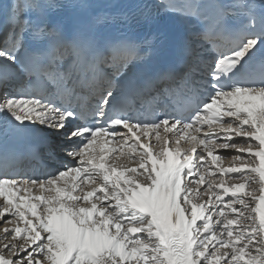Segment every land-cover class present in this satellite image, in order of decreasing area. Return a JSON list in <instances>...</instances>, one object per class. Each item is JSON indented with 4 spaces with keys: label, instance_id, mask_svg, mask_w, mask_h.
Here are the masks:
<instances>
[{
    "label": "snow or ice",
    "instance_id": "6c2138e0",
    "mask_svg": "<svg viewBox=\"0 0 264 264\" xmlns=\"http://www.w3.org/2000/svg\"><path fill=\"white\" fill-rule=\"evenodd\" d=\"M0 198V264H264V0H0Z\"/></svg>",
    "mask_w": 264,
    "mask_h": 264
},
{
    "label": "bare ground",
    "instance_id": "6f19581e",
    "mask_svg": "<svg viewBox=\"0 0 264 264\" xmlns=\"http://www.w3.org/2000/svg\"><path fill=\"white\" fill-rule=\"evenodd\" d=\"M157 1H158V0H157ZM149 139H151V138H149ZM145 142H147V141H145ZM152 142L155 143L154 140H153ZM215 154H218V153H215ZM219 155L224 156V157H226V158H224V159H222V160H220V161L218 162V167H217V168H215V166L213 167V172L216 174L215 178L217 179V182H219V173H218V169H219V167L227 168V167H230V166H239V162H235V165H234V162L230 159V156L228 155L227 152L222 151L221 153H219ZM115 162H116V163H119V164H121V165H122L123 162H125V164H128L129 166H132V165L130 164V162L127 161V160H125V158H124L123 156H121V158H120V159H117ZM109 163H113V159L110 158V159H109ZM229 175H231V174H229ZM224 179H226V180L228 181L229 184H231V183L233 182L231 179H229L228 176H225ZM34 194H38V193H35V192H34ZM206 198H207V197H205V199H206ZM0 199H2V198H0ZM42 207H43V206L41 205V208H42Z\"/></svg>",
    "mask_w": 264,
    "mask_h": 264
}]
</instances>
